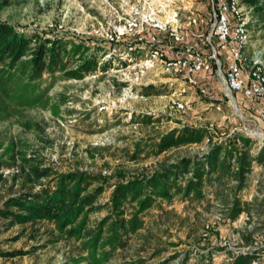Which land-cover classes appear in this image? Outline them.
Instances as JSON below:
<instances>
[{"label":"rangeland","instance_id":"374dc122","mask_svg":"<svg viewBox=\"0 0 264 264\" xmlns=\"http://www.w3.org/2000/svg\"><path fill=\"white\" fill-rule=\"evenodd\" d=\"M173 3L181 4L180 0H0V21H7L27 33L49 31L85 42L93 51L102 47L95 52L101 57L98 64L110 61L106 71L98 69L81 79H66L60 72L44 73L35 89L38 101L23 106L14 104L1 112L0 160L6 163L1 170L6 180L0 184V207L7 198L17 195L23 185L32 188L20 174V152L29 156L33 150L39 151L57 171L105 169L109 174L117 170L139 174L197 150L189 144L157 155L147 153L158 134L183 123L212 126L215 142L237 149V144L225 138L234 122L216 126L217 116L200 105L204 99L197 100L194 95L185 113L170 111L167 104V97L173 92L170 82L144 55L134 52L137 58L127 67L121 66L118 53L106 56L109 44L105 42L109 34L129 30L122 16L131 7L141 6L159 16V11L169 13ZM196 8L207 11L206 4H196ZM55 22L61 23L64 30L51 29ZM254 39H258V46L264 47V21ZM131 40L130 36L121 39L118 43L121 50ZM211 81L217 85L213 74ZM150 84L158 92L145 94L143 87ZM246 108L242 110L251 122L248 128L264 132V125L253 108ZM142 113H150L159 120L147 124L142 120ZM35 123L43 127L44 137L51 141V146L38 140ZM135 142L145 149L141 159L130 158ZM256 151L255 147L253 152ZM12 153L15 159L9 157ZM262 161L252 160L247 181L236 195L230 178L225 177L220 183L214 180L206 183L203 198L176 196L170 203L157 202L142 214L143 227L127 236L124 245L115 252L105 250L107 253L100 264H178L185 256L188 264H226L223 256L227 251L222 247L213 250L215 256L211 261L201 258L202 253L212 250L210 246L215 240L224 239L232 232L227 223L214 231L213 238L206 239L203 210H210L217 201L229 203L237 196L250 205L248 210L258 218L241 235L259 231V225L264 223V157ZM110 191L104 192L99 201H106ZM126 209L131 213L135 208L127 205ZM104 214L105 211L90 214L87 229H92ZM82 242L83 239L60 233L48 221L9 226L0 218V264H95Z\"/></svg>","mask_w":264,"mask_h":264},{"label":"trees","instance_id":"16d2710c","mask_svg":"<svg viewBox=\"0 0 264 264\" xmlns=\"http://www.w3.org/2000/svg\"><path fill=\"white\" fill-rule=\"evenodd\" d=\"M242 1L254 5L261 22L264 21V0ZM105 43L109 44L107 52L111 47L119 46L111 41ZM96 51L91 45L66 36L49 31L27 33L7 21H0V117L1 112L9 110L11 105L23 106L38 101L39 94H35V89L44 73L53 75L60 72L63 78L81 79L98 69L106 71L110 61L98 64L101 57L96 55ZM143 89L145 94L158 92L152 84ZM142 120L149 124L159 119L142 113ZM34 127L38 140L51 146V141L44 137L43 127L39 123ZM207 134L208 130L203 126L183 123L158 134L147 153L157 155L172 148L200 143ZM240 139L243 143L240 149L214 144L201 155H182L159 163L151 171L132 175L120 170L108 175L101 170L57 171L39 151L33 150L29 156L20 152V174L32 188L23 185L17 195L7 198L0 207V218L9 226L48 221L60 233L83 239L82 244L90 260L100 264L107 251L115 252L124 245L127 236L143 227L142 214L157 202L170 203L176 196L203 198L206 183L211 184L213 180L220 183L225 177L236 181V195L247 181L252 160L260 162L264 157V147L253 152L256 142L244 136ZM232 142L229 138V143ZM134 146L130 158L141 159L145 149L139 142ZM9 150L13 152V149ZM9 157L15 159L14 153ZM5 166L6 163L0 160V184L6 180L1 171ZM110 189L107 200L100 202L103 193ZM229 203L231 219L250 208L237 196ZM127 205L134 206L133 212H127ZM99 211H105V214L92 229H87L88 216ZM259 226V231H262L264 223ZM242 237L247 243L252 242V233L242 234ZM257 252L239 255L230 264H249ZM211 253H202L201 258L209 259ZM178 264H188V256Z\"/></svg>","mask_w":264,"mask_h":264},{"label":"built area","instance_id":"2783aa9c","mask_svg":"<svg viewBox=\"0 0 264 264\" xmlns=\"http://www.w3.org/2000/svg\"><path fill=\"white\" fill-rule=\"evenodd\" d=\"M181 4L170 8L169 13L153 14L141 6H133L122 18L129 30L115 35L109 34L108 41L120 43L131 37L130 44L113 46L106 54L117 55L122 67H127L137 58L133 53L144 55L152 61L170 82L172 93L167 97L170 111L185 113L190 99H204L206 110L217 116L216 126L234 122L225 138H231L237 149L243 146L241 136L256 142L257 151L264 147V132L248 128L251 123L242 109H251L264 125V47L258 46L254 34L259 32L262 22L254 5L242 0H180ZM206 4L207 11L195 9V5ZM51 29L64 30L61 23H53ZM193 39L195 41H193ZM139 55V56H140ZM106 58V57H105ZM127 65V66H126ZM153 66V65H152ZM212 74L217 85L211 84ZM192 111V109H190ZM150 114V113H147ZM196 126V125H195ZM208 134L192 154L201 155L215 142L214 127H205ZM261 142H259V140ZM220 139V138H218ZM200 148V149H198ZM108 175L107 170H102ZM235 185V180H230ZM230 203L217 201L210 210H203L206 217L203 236L214 237L215 230L230 224L232 232L224 239L215 240L207 252L222 247L226 252L223 260L230 264L243 254L257 250L249 264H264V229L252 232V242L247 243L240 232L255 224L254 212L242 211L235 219L228 215ZM249 229V228H248Z\"/></svg>","mask_w":264,"mask_h":264}]
</instances>
